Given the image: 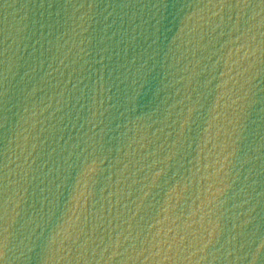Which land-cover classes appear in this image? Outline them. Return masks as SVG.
<instances>
[{"label":"water","instance_id":"obj_1","mask_svg":"<svg viewBox=\"0 0 264 264\" xmlns=\"http://www.w3.org/2000/svg\"><path fill=\"white\" fill-rule=\"evenodd\" d=\"M0 264H264V0H0Z\"/></svg>","mask_w":264,"mask_h":264}]
</instances>
